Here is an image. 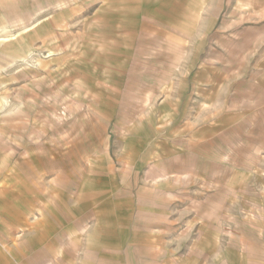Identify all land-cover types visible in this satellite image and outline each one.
<instances>
[{
	"label": "crops",
	"instance_id": "crops-1",
	"mask_svg": "<svg viewBox=\"0 0 264 264\" xmlns=\"http://www.w3.org/2000/svg\"><path fill=\"white\" fill-rule=\"evenodd\" d=\"M6 1L0 0V31L15 18L29 17L32 25L2 46L13 42L15 59L43 51L45 62L57 66L63 52L56 49L72 47V41L85 45L87 33H98V16L105 9L112 45L123 35V46L140 48L160 39V45L185 49L224 47L225 33L239 31L228 28L229 22L239 23L242 15L240 0H232L231 10H226V0H27L25 11L21 0ZM55 1L60 7L53 9ZM251 1L248 15L264 16V0ZM166 61L174 63L171 56ZM141 86L145 88L144 81ZM160 89L142 90L140 116L131 123L149 128L156 112V134L171 131L168 140L156 138L154 154L149 153L148 136H127L126 141L139 144L135 149L81 141L67 150L3 154L0 264H147L148 257L156 259V250L168 254L166 246L192 234L190 205L194 200L208 202V190L191 188L192 143H203L200 131L208 127L193 107L207 105L208 95L178 91L177 85ZM162 139L177 149L170 160L160 155ZM163 167L170 177H161ZM250 190L258 192L262 204L251 202L248 221L236 234L239 247L230 246L225 233L200 227L199 249L194 251L189 243L188 260L195 254L200 264H209L210 257L212 264H264V189L251 183ZM220 216L216 223L224 221ZM227 250L245 262L226 259Z\"/></svg>",
	"mask_w": 264,
	"mask_h": 264
},
{
	"label": "rangeland",
	"instance_id": "rangeland-1",
	"mask_svg": "<svg viewBox=\"0 0 264 264\" xmlns=\"http://www.w3.org/2000/svg\"><path fill=\"white\" fill-rule=\"evenodd\" d=\"M21 1L20 8L25 11L27 0ZM225 3L226 10H231L232 0ZM251 4V0H240V21L228 25L239 31L225 33L224 47L220 48L163 46L159 44L163 39L150 47H125L123 35L114 46L105 9L98 16V33H87L85 45L72 41V47L56 49L63 52L60 66L46 63L43 51L26 52L15 59L13 42L2 44L27 30L21 31L22 25L12 19L0 31V162L4 153L67 150L81 141L137 148V141L130 143L125 140L127 136H148L149 153L154 154L156 138L165 136L168 140L171 131L156 134V112L149 128L147 124L131 125L135 116H140L142 90L148 86L155 91L168 90L177 85L178 91H207V105L193 107V114H200L208 127L200 131L203 143H192L191 188L208 190V202L191 203V235L166 246L170 253L156 250L155 260H145L147 264H200L194 253L192 260L186 258L190 255L189 243H193L194 251L199 249L200 227L225 233L229 245L239 247L241 241L236 234L248 221L251 202L262 204L250 184L264 189V16H249L246 10ZM52 7L60 5L55 1ZM27 23L30 27L32 20ZM12 30L18 35H9ZM160 36L165 38L163 32ZM179 43L183 42L177 40ZM168 56L174 63L166 61ZM184 57L192 61L180 62ZM146 59L148 64L142 62ZM160 147L163 159L170 160L176 154L177 149L163 139ZM160 171L161 177H170L167 167ZM218 216L224 221L216 223ZM183 228L178 227L180 231ZM232 254L227 250L225 258L245 262ZM211 261L210 257L209 264Z\"/></svg>",
	"mask_w": 264,
	"mask_h": 264
},
{
	"label": "bare ground",
	"instance_id": "bare-ground-1",
	"mask_svg": "<svg viewBox=\"0 0 264 264\" xmlns=\"http://www.w3.org/2000/svg\"><path fill=\"white\" fill-rule=\"evenodd\" d=\"M15 22H17V23H20L22 26V29H21V31L22 30H27L28 28H29V24L27 23V22H30L29 21V17H25V19L24 18H15V20H14ZM20 31V32H21ZM19 32V33H20ZM22 34V33H21ZM9 35H13V36H16V35H18V32H13V30L12 31H10V33H9ZM32 56V55H31ZM30 57V56H29Z\"/></svg>",
	"mask_w": 264,
	"mask_h": 264
}]
</instances>
